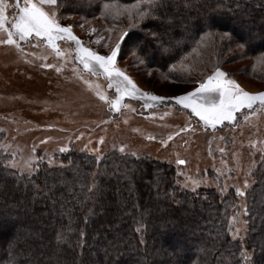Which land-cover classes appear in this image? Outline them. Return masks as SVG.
Masks as SVG:
<instances>
[{"label": "trees", "instance_id": "1", "mask_svg": "<svg viewBox=\"0 0 264 264\" xmlns=\"http://www.w3.org/2000/svg\"><path fill=\"white\" fill-rule=\"evenodd\" d=\"M106 2L112 5L107 12ZM58 3L59 14L79 11L112 26L118 11L135 20L137 0ZM139 22L145 33L131 48L144 62L156 60L153 67L170 79L184 58L217 67L241 43L246 46L229 59L254 61L264 54V0H165L151 19ZM246 26L257 33L243 39L234 34ZM6 159L0 151V264H244L241 249L264 264V167L254 172L242 242L229 234L235 198L179 188L168 164L118 152L97 160L70 151L63 166L43 165L30 175L8 169Z\"/></svg>", "mask_w": 264, "mask_h": 264}, {"label": "rangeland", "instance_id": "2", "mask_svg": "<svg viewBox=\"0 0 264 264\" xmlns=\"http://www.w3.org/2000/svg\"><path fill=\"white\" fill-rule=\"evenodd\" d=\"M5 2V24L10 28L18 8L15 0ZM118 13L113 19L118 23L109 26L99 18H86L79 11L76 14L57 12L59 23L71 25L83 46L101 55L109 54L122 32L136 29L132 38H126L122 44L117 66L142 92L166 97L182 94L198 87V82L217 67L245 91H264V54L254 61L229 59L238 52V46L226 52L218 60L219 66L213 68L207 66V60L198 63L184 58L174 65L176 77L167 78L153 67L156 60L148 57L144 62L130 46L136 35L145 33L140 29L142 23L130 27L135 20ZM258 22L262 23L263 19ZM256 33L250 26L234 31L242 39ZM154 34L150 37L157 41ZM0 36L6 33L0 32ZM140 36L137 42H142ZM44 39L33 36L20 41L22 51L15 45L0 44V151L7 156L4 166L31 175L43 165L63 166L62 160L70 151L83 152L97 160L112 152L136 153L133 156L172 166L175 185L183 190H215L222 197L231 194L236 202L228 216L229 234L233 240L243 242L248 223L234 224L232 217L238 215L239 221L247 220L243 208L255 183L254 172L264 167V109L258 106L252 110L241 109L235 121H224L212 128L175 101L154 102L137 93L134 97H124L117 112L96 95L97 91H102L114 98L115 88L108 87L110 82L104 75H93L83 68L76 58L75 42L57 39L56 44L64 53L57 56L54 49L42 42ZM196 52L201 57L200 52ZM44 64L53 67H42ZM57 67L61 71H56ZM85 81H90L91 86ZM145 104L151 106L145 107ZM188 124L192 128L182 132L181 128ZM169 135H172L171 140H168ZM122 146L124 151L120 150ZM61 148L66 150L60 151ZM178 159L187 163L178 164ZM237 187L242 188L244 196L236 194ZM233 226L241 229L239 240L233 238Z\"/></svg>", "mask_w": 264, "mask_h": 264}, {"label": "snow or ice", "instance_id": "3", "mask_svg": "<svg viewBox=\"0 0 264 264\" xmlns=\"http://www.w3.org/2000/svg\"><path fill=\"white\" fill-rule=\"evenodd\" d=\"M165 0H137L135 23L130 27L136 26L139 21L144 19H151L154 12H159L164 6ZM143 6V7H142ZM5 0H0V32L6 33V36H0V44L15 45L22 51L20 41L28 40L35 36L36 38H46L42 42L46 43L47 46L55 50L57 56H63L64 53L60 51L59 45L56 44L57 39H67L74 41L77 48L75 49L78 53L77 59L83 65V68L93 75H104L109 80V88H115V97L110 98L104 92L97 91L96 95L100 100L108 102L112 110L119 112L121 107L122 99L126 96L134 97L139 93L140 97L147 98L154 102H164L166 100L175 101L179 106L184 109H190L195 116L199 117L203 121L205 126H211L215 128L217 124H222L224 121H235L236 113L241 109L252 110L254 106H258L264 109V91L258 93H251L245 91L235 80L228 79L227 73L222 71L219 67L206 77L202 82H198V87L195 89L173 95L171 97L160 96L151 94L148 92H142L135 82L129 77L121 68L117 66V61L120 58V51L122 44L126 42L128 32L124 31L118 36L114 46L110 48L109 54L101 55L90 48L84 47L83 42L74 35L72 32L71 25H62L59 23V17L57 10L59 8L58 0H23L21 6V0H15V7L18 8V14L14 17L11 27H7L5 21L7 16ZM104 10L110 11L112 5L108 2L103 5ZM119 13L117 12V15ZM129 18L131 14H129ZM207 27L211 28L214 26L212 23H208ZM95 31V29H93ZM155 35V34H154ZM228 35V33H225ZM243 48L246 45L241 43L238 45ZM142 51V49H140ZM195 51V49L193 50ZM46 59V57H44ZM42 67H53L50 64H44ZM56 71H61L59 67ZM83 79V77H81ZM89 83L90 81H85ZM99 88V85L96 86ZM128 107L127 105H124ZM151 105L145 104V107ZM248 119L247 116L244 117ZM192 128L191 124L181 128V131H187ZM194 131V129H193ZM154 139V137H149ZM172 139V135H169L168 140ZM103 138H101V143ZM166 144L167 141H162ZM66 149L61 148L60 151ZM121 151H124L122 146ZM223 151V149H221ZM136 155V153H133ZM178 164H186L187 161L184 159H178ZM29 170H32V166L29 165ZM196 183V181H193ZM244 187H247V181L244 183ZM236 194L244 196L245 192L242 188H236ZM244 215H248L249 210L245 205L243 208ZM232 221L235 223L247 224V220L239 221L238 215L232 217ZM233 238L239 240L241 229L233 226ZM247 249L240 250L241 259L245 264H255L254 252L249 255ZM240 264V261H237Z\"/></svg>", "mask_w": 264, "mask_h": 264}]
</instances>
